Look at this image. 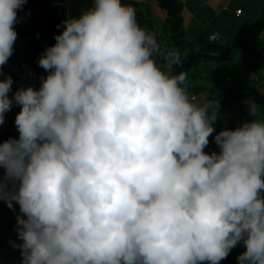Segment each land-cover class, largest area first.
Wrapping results in <instances>:
<instances>
[{"label": "clouds", "instance_id": "clouds-1", "mask_svg": "<svg viewBox=\"0 0 264 264\" xmlns=\"http://www.w3.org/2000/svg\"><path fill=\"white\" fill-rule=\"evenodd\" d=\"M27 2L0 0V125L20 106L19 138L0 142V200L19 205L22 264H219L241 242L239 264H264V121L205 152L219 101L190 99L187 72L172 73L180 53L124 0L65 19L40 87L10 97L2 67Z\"/></svg>", "mask_w": 264, "mask_h": 264}, {"label": "trees", "instance_id": "trees-1", "mask_svg": "<svg viewBox=\"0 0 264 264\" xmlns=\"http://www.w3.org/2000/svg\"><path fill=\"white\" fill-rule=\"evenodd\" d=\"M145 1L149 3L153 0ZM156 1L159 2L162 9L167 11V18L161 25L147 9L145 10L144 0H124V2L135 7L140 25L155 34L162 52L178 51L180 53L182 63L172 69L173 74L186 71L188 76L198 65L206 63L210 59L221 60L227 51L241 46L245 41L242 39L224 44L220 40L210 41L208 36L202 38L197 47L193 41H189L186 37L187 32L182 23V1ZM88 7H91V0H28L21 9L17 10V19L14 25L17 39L14 44V52L8 63L2 67L4 77L11 76L13 79L12 92L9 93L10 97L20 88L32 86L38 89L40 87L41 78L46 77L48 73L38 65L39 58L46 48L55 44L54 37L63 31L65 19L72 15H78L81 10ZM245 43L247 42L245 41ZM159 62L163 66V58H159ZM231 79V77L226 76V81ZM193 84L189 83L188 80L185 82L186 90L194 103L203 104L213 100L219 101L218 120L215 121L218 126L215 127V131L233 127V124L229 126L230 124L227 123L230 122L228 119H226L224 126L222 121L229 112L235 110V108L228 109L229 105L234 102L246 104L247 108H250L253 103L257 104L261 107V112L264 113V89H259L257 85L238 83L236 86L223 87L209 100L200 101L197 100L199 92L207 88L214 91L215 88L202 82L198 83V88L194 90L192 89ZM193 96L194 99H192ZM10 137L19 138L16 126L9 124V122L3 123V125H0V142ZM213 151L218 152L219 149L215 148L209 140L205 152L211 153ZM2 173L3 169L0 168V174ZM18 215H21V213L19 205L15 202L12 209L0 206V251L8 252L3 256L0 255V264H7L2 257L6 261L13 260L22 264L23 257L18 247L22 243L17 234Z\"/></svg>", "mask_w": 264, "mask_h": 264}, {"label": "crops", "instance_id": "crops-1", "mask_svg": "<svg viewBox=\"0 0 264 264\" xmlns=\"http://www.w3.org/2000/svg\"><path fill=\"white\" fill-rule=\"evenodd\" d=\"M181 1L183 3L182 23L187 32V39L193 41L197 47L202 38L208 37L214 32L220 34V38L217 40L224 44L245 40L247 43L244 41L237 48L247 50V53H241L240 56L233 55L234 61L228 60L230 68L232 67L234 71H231L227 76L234 78L240 84H248L249 79L254 80L256 83H260L257 87L263 90L264 79L257 73L264 67L258 63V60L264 59V0ZM147 2L145 0L143 2L147 11L156 18L159 25L163 24L167 18V11L162 9L156 0ZM235 49L227 51L225 56L236 51ZM247 58L250 59V62L245 63ZM251 58L255 61L251 62ZM262 71L264 72V69ZM198 83L194 82L192 89H197L200 84ZM244 118L247 119V116ZM213 141L214 137L211 141L212 145L218 148ZM244 251L243 243H238L227 258L221 260L219 264H239L237 257ZM204 264H208V262H204Z\"/></svg>", "mask_w": 264, "mask_h": 264}, {"label": "rangeland", "instance_id": "rangeland-1", "mask_svg": "<svg viewBox=\"0 0 264 264\" xmlns=\"http://www.w3.org/2000/svg\"><path fill=\"white\" fill-rule=\"evenodd\" d=\"M144 8L146 10V7H144ZM235 50L236 51L229 53L228 55H226L225 57H223L219 61L214 60V59H210L206 63H202L201 65H198L187 76V80L189 81V83H194V82L202 83L203 82L209 86H214V88H215L214 91L209 89V88L202 90L201 92H199L197 94V100H200V101L201 100H209L210 98H212V96H215V94H217L218 90L222 89L223 87L238 85L239 82H237L234 78H232L230 81H228V80L226 81V76L231 71H234L232 67L230 68L231 65L229 64V61H234V58H233L234 56H240L241 53H247V50H243L242 48H236ZM253 61H255V59L251 58V62H253ZM247 62H250L249 58H247L245 60V63H247ZM258 63H259V65L264 66V59L262 58L261 60H258ZM263 69H264V67H263ZM199 70H201V71H199ZM262 70H258L259 72L257 74H259V76L264 79V77H263L264 72ZM215 72H216V75H218L219 77H217L215 75ZM198 76H200V77H198ZM214 79H217V80H214ZM248 81L253 85H257V86L260 85V83L258 84L254 80L252 81L251 79H249ZM252 106H255V114L254 115L251 114ZM252 106L250 108H247L242 103H239V102H234L231 105H229V107H228L229 110H230V108H235V110H233V112H229L227 117L224 118V120H223L224 122L222 121V124L224 123L223 126L226 124V119H228L230 121V122H227L230 124L229 126H232V124H233V127L227 128L229 130H235L236 128L240 127L243 123L250 122L253 119H255L257 121H264V113L261 112V107L257 104H254V103ZM19 111H20V106H18V105L15 106V104H13L11 111L5 113L4 123L9 122V124L15 125V117ZM244 116H247V119H245ZM243 119H245L244 122H243ZM232 121H233V123H232ZM216 126H218V124H216V122H215L214 127H216ZM220 131H222V129ZM220 131H214L213 132L212 136H210V138H209L210 142L212 141L213 137H215V135L217 133H219ZM1 205L3 207L6 206L8 208L7 203L4 201L0 202V206ZM1 223H3V222H1ZM5 254H8V252L7 251L6 252L0 251V255L3 256Z\"/></svg>", "mask_w": 264, "mask_h": 264}, {"label": "built area", "instance_id": "built-area-1", "mask_svg": "<svg viewBox=\"0 0 264 264\" xmlns=\"http://www.w3.org/2000/svg\"><path fill=\"white\" fill-rule=\"evenodd\" d=\"M220 38V34L217 32H214L210 35L209 40H217Z\"/></svg>", "mask_w": 264, "mask_h": 264}]
</instances>
